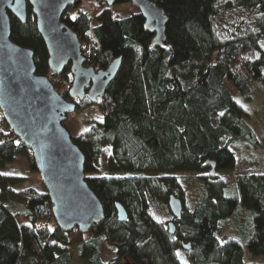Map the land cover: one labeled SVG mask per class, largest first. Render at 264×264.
Segmentation results:
<instances>
[{
  "label": "trees",
  "instance_id": "trees-1",
  "mask_svg": "<svg viewBox=\"0 0 264 264\" xmlns=\"http://www.w3.org/2000/svg\"><path fill=\"white\" fill-rule=\"evenodd\" d=\"M97 1L89 14L76 0L62 21L84 43L85 65L105 69L121 58L104 94L95 102L86 96L76 109L93 107L101 119L73 141L84 153L85 179L104 218L85 233L62 230L48 193L26 184V176L4 172L18 155L32 154L0 112V264H69L72 246L87 264H111L101 258L103 245L130 264H261L248 262L246 252L264 254V160L252 151L264 136L249 123L240 98L250 100L264 88V0H152L167 16L165 41L157 46L141 14L112 18ZM227 11L234 21L220 28L217 17ZM10 27L16 43L34 50L36 71L47 75V52L30 9L25 23L10 14ZM62 75L70 86L68 67ZM105 145L111 147L108 175L96 168ZM230 145L258 165L233 183L221 176L236 164ZM186 173L200 175L197 197L187 196ZM170 195L182 203L180 216L169 220L173 234L169 221L151 213L154 204L168 206ZM115 203L125 209L124 220ZM241 211L245 220L237 223ZM231 219L233 235L222 239L219 224Z\"/></svg>",
  "mask_w": 264,
  "mask_h": 264
},
{
  "label": "water",
  "instance_id": "water-1",
  "mask_svg": "<svg viewBox=\"0 0 264 264\" xmlns=\"http://www.w3.org/2000/svg\"><path fill=\"white\" fill-rule=\"evenodd\" d=\"M76 0H0V112L15 137L31 151L37 172L52 202V216L60 229L85 233L104 218L102 203L85 179V156L64 126L75 112L76 103L63 97L45 74L36 71L32 48L11 38L10 14L25 23L28 9L47 52V66L52 73H62L69 66L71 85L67 95L95 102L116 76L121 58L111 60L105 69L85 65L81 41L63 21L62 16ZM107 6L115 0H103ZM144 18L145 28L153 34L151 45L165 41L167 21L163 9L152 0H128ZM213 166V163L211 162ZM214 174L212 168L209 175ZM173 217L182 211L181 200L168 197ZM119 220L126 211L115 203ZM173 234V221L167 223ZM189 249V243H183ZM182 257V256H181ZM121 264H130L128 262Z\"/></svg>",
  "mask_w": 264,
  "mask_h": 264
},
{
  "label": "rangeland",
  "instance_id": "rangeland-1",
  "mask_svg": "<svg viewBox=\"0 0 264 264\" xmlns=\"http://www.w3.org/2000/svg\"><path fill=\"white\" fill-rule=\"evenodd\" d=\"M97 3H99L97 0H80L78 6L82 8V10L91 14V12L94 11ZM105 6L107 5L105 4ZM106 9L110 13L112 18H122L138 12V9L129 2H125L123 4H113L111 6H107ZM75 11L76 6L70 8V13L72 15L75 13ZM233 17H235L234 13L229 11L224 14H219L217 17L218 27L230 28L234 21ZM98 23L99 22L96 18L92 20V25H97ZM83 45L84 43L81 42V46ZM260 47L264 51V40L261 42ZM215 54L216 53H214L212 57H215ZM50 72L51 71H49L47 75H50ZM64 79L67 80V85L69 88V78H65L62 73L54 76L52 82L54 87L56 86L58 92L61 91V89L65 88V85L63 83ZM240 103L249 114V123L254 127L257 134L259 135V138H262L264 136V88L261 89L259 93L254 94L250 100H243L240 98ZM77 110H75L74 113L70 114L64 122V126L73 138L80 135L82 127L90 128L95 123L101 120L100 116L93 107L85 108L79 112ZM230 148L231 150L233 149V151L235 152L236 164L232 171L227 172L225 174L221 173V176L227 183H233L239 173L249 172L251 170L256 171V166H258L257 164L254 165V163L256 162L253 161L252 163V161H248L246 158H243L242 155L244 153L242 154L243 151L242 149L238 148V146L230 145ZM252 151L254 154L258 155L260 160H264V143L259 145V149H252ZM110 152V145L103 146L100 149L96 161L97 170L104 175L110 174L106 166L107 158L110 155ZM4 172L12 175L26 176V184L32 186L38 192L46 191L43 182L40 178V175L36 170L33 158L28 153L18 155L12 163L7 164L5 166ZM181 180L183 183V187L187 190V196L189 198H194L199 195L201 184L200 175H196L194 173L182 174ZM17 186L24 187L25 183H22ZM151 213L153 217L160 222H167L172 219L171 211L169 207L165 204H154L151 208ZM244 220L245 212L241 211V213L237 217V223H242L244 222ZM234 223L235 222L233 219L220 222L218 228V235L222 239L226 237V234L233 235V229L235 226ZM71 249L72 255L69 264H87L76 255L73 246L71 247ZM177 252L179 255L184 254L181 250H178ZM246 254V260L248 262L253 261L264 264V254L258 256H251L248 252H246ZM101 258L105 263L111 264H121L120 262L123 261V259L125 260V258H117L114 251L106 245H103L101 248ZM125 262H127V260Z\"/></svg>",
  "mask_w": 264,
  "mask_h": 264
},
{
  "label": "built area",
  "instance_id": "built-area-1",
  "mask_svg": "<svg viewBox=\"0 0 264 264\" xmlns=\"http://www.w3.org/2000/svg\"><path fill=\"white\" fill-rule=\"evenodd\" d=\"M55 75H57V74L50 72V75H47V76H48V78L50 79V81L52 82L53 79H54V76H55ZM52 83H53V82H52ZM63 83H64V85H65V88H64V89H61V91H59V93H60L61 95H64V94L66 93V91H67V87H68V85H67V80H66V79L63 80Z\"/></svg>",
  "mask_w": 264,
  "mask_h": 264
},
{
  "label": "flooded vegetation",
  "instance_id": "flooded-vegetation-1",
  "mask_svg": "<svg viewBox=\"0 0 264 264\" xmlns=\"http://www.w3.org/2000/svg\"><path fill=\"white\" fill-rule=\"evenodd\" d=\"M106 8H107V6H106ZM67 67H68V70H69V66H67ZM67 67H66V68H67ZM69 73H70V71H69ZM67 97L69 98V99L67 98L69 101H72V102H75V103H76V109H77V103H78L79 100H77V99H71L68 95H67ZM85 97H86V96H85ZM85 97H84V98H85ZM81 101H82V100H81ZM120 263H123V261H121Z\"/></svg>",
  "mask_w": 264,
  "mask_h": 264
},
{
  "label": "clouds",
  "instance_id": "clouds-1",
  "mask_svg": "<svg viewBox=\"0 0 264 264\" xmlns=\"http://www.w3.org/2000/svg\"><path fill=\"white\" fill-rule=\"evenodd\" d=\"M55 74H61V73H55ZM47 76V75H46ZM48 77V76H47ZM70 88V87H69ZM69 88H67V91H66V93L65 94H67V92H68V90H69ZM64 94V95H65ZM64 95H63V97H64ZM73 138V137H72Z\"/></svg>",
  "mask_w": 264,
  "mask_h": 264
},
{
  "label": "bare ground",
  "instance_id": "bare-ground-1",
  "mask_svg": "<svg viewBox=\"0 0 264 264\" xmlns=\"http://www.w3.org/2000/svg\"><path fill=\"white\" fill-rule=\"evenodd\" d=\"M86 51V50H85ZM117 214V213H116ZM118 218V217H117ZM119 220V219H118Z\"/></svg>",
  "mask_w": 264,
  "mask_h": 264
}]
</instances>
